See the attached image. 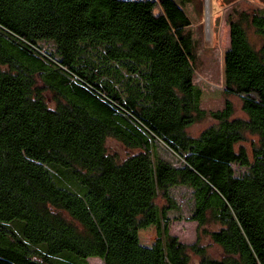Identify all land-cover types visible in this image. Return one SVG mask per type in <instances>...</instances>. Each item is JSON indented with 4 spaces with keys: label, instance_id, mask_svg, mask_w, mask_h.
<instances>
[{
    "label": "trees",
    "instance_id": "obj_1",
    "mask_svg": "<svg viewBox=\"0 0 264 264\" xmlns=\"http://www.w3.org/2000/svg\"><path fill=\"white\" fill-rule=\"evenodd\" d=\"M179 1L0 0V264H264V44L248 34L264 41V12L228 17L237 118L230 99L201 108L183 8L194 0ZM110 139L132 154L111 153ZM173 221L210 226L224 257L182 243Z\"/></svg>",
    "mask_w": 264,
    "mask_h": 264
},
{
    "label": "rangeland",
    "instance_id": "obj_2",
    "mask_svg": "<svg viewBox=\"0 0 264 264\" xmlns=\"http://www.w3.org/2000/svg\"><path fill=\"white\" fill-rule=\"evenodd\" d=\"M178 2H180L178 0ZM185 12L192 19L190 32L194 38L197 65L194 77L195 85L201 90V108L206 112L221 111L230 99L235 107V117L247 118L243 110L242 101L236 97H227L225 93V56L230 46V25L228 17L232 13L247 12L251 14L264 12V0H194L183 6ZM248 34L251 43L257 48L264 44L263 39L257 34L253 27L248 28ZM215 122L207 118L203 122L189 129L193 136L199 135L203 130L212 126ZM20 155L22 160L36 169H47L45 160L27 151L25 146L20 143ZM108 150L116 153L121 158H126L132 151L127 150L115 139L108 140ZM161 155L169 160H173L171 155L160 147ZM70 184L77 188L75 181L70 180ZM176 198L182 206L185 216L190 215L189 196L190 192L185 188H177L174 191ZM172 217L175 216L173 213ZM208 231L212 230L210 226ZM196 222H177L171 223V233L177 236L182 243L192 245L199 242L208 253L215 259H222L224 253ZM140 240L144 246H152L157 240L156 227H150L140 231ZM195 264H198L199 258L192 255ZM90 264H104L100 258H90Z\"/></svg>",
    "mask_w": 264,
    "mask_h": 264
}]
</instances>
